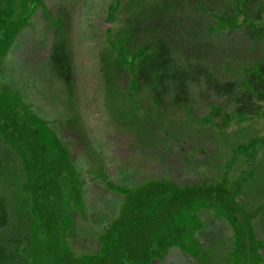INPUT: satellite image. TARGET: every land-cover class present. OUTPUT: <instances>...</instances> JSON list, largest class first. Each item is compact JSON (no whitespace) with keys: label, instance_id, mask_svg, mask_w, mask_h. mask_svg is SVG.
<instances>
[{"label":"trees","instance_id":"16d2710c","mask_svg":"<svg viewBox=\"0 0 264 264\" xmlns=\"http://www.w3.org/2000/svg\"><path fill=\"white\" fill-rule=\"evenodd\" d=\"M61 2L0 0V264H154L174 247L190 264H264V0H107L102 69L144 108L165 153L130 185L98 174L122 196L104 230L66 145L10 75L36 17L53 43L66 33ZM76 230L99 248L76 254Z\"/></svg>","mask_w":264,"mask_h":264},{"label":"rangeland","instance_id":"374dc122","mask_svg":"<svg viewBox=\"0 0 264 264\" xmlns=\"http://www.w3.org/2000/svg\"><path fill=\"white\" fill-rule=\"evenodd\" d=\"M61 3L62 9L69 10L66 21L71 22L66 33L56 38L58 56L53 57L56 44L43 28L44 20L36 17L37 29L33 26L26 29L17 43L15 41L11 59L15 69L10 67V75L18 82L21 79L26 97L50 121L69 150L85 182L81 191L89 217L95 227L101 229L116 213L122 196L105 185L98 174L106 171L121 185H130L132 180L143 178L151 171V163L156 167L153 162L158 159L154 152L159 149L160 153H165L164 146L153 121L148 122L144 108L138 110L139 102L124 92L109 68L102 69L99 51L107 0H64ZM23 14L24 11L21 18ZM53 23L59 25V19ZM251 56L249 53L244 56L237 67L246 66ZM227 69L230 76L238 72L234 66ZM170 116L169 121L182 126L183 115ZM161 156V162L169 160ZM68 177H62L65 186L69 185ZM77 190L74 197L78 196ZM76 236V254L91 253L99 248L97 235L76 230ZM154 264L190 263L181 249L174 247Z\"/></svg>","mask_w":264,"mask_h":264}]
</instances>
